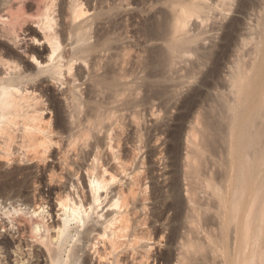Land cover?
Masks as SVG:
<instances>
[{
  "label": "bare ground",
  "instance_id": "obj_1",
  "mask_svg": "<svg viewBox=\"0 0 264 264\" xmlns=\"http://www.w3.org/2000/svg\"><path fill=\"white\" fill-rule=\"evenodd\" d=\"M162 1L0 0V141L4 150L11 151L13 145L17 144L19 150L25 151L20 155L23 157L20 166L30 160L27 155L30 151L36 152L37 148L43 147V154L46 155L49 147L40 144L38 136L41 129L37 122L42 115L37 106L44 96H37L38 89L30 86V75L22 66L19 51L40 68L42 63L36 57L37 53H29V43H40L41 37L48 43L51 52L46 61L50 65L45 72L50 73L61 86H67L61 93L68 109L65 117L67 120L58 124L61 134H68L69 147H76L83 142L88 148L94 131L99 130L103 121L112 119L114 114L109 110L108 115L105 112L101 116L99 103H95L85 92L77 91L79 86L75 83L86 76L97 85L111 88L121 86V81L130 76L131 71L127 67L131 63V53L140 46L137 41L143 40L145 44L161 42L168 47L169 41L172 42L174 38L186 41L192 39L188 30L191 21L201 19L202 22L212 6L208 5L209 0H173L170 5L172 14L166 11L161 12L159 18L157 14L150 16L141 22L137 32L133 31V36L127 37L136 39L135 45H120L125 35H131L123 31V8L135 5L139 9L140 5L144 8ZM240 2L239 12L242 14L249 9L254 11L256 26H251L247 34L241 35L243 24L233 21L227 35L228 48L239 45V42L243 47L253 43L256 56L251 69L245 66L243 69L241 64L244 57L239 54L236 56L232 84L235 87V107L238 113L253 118L255 114L261 116L264 112V11H258L254 0ZM91 11L93 15L89 17ZM34 25L38 30L33 29ZM29 28L32 30L26 36L29 41L22 40L21 37L29 32ZM67 47H70L68 51ZM145 52L148 56L144 61H138L136 67L145 76H136V80H141V83H136L139 88H146L149 101L164 92V87L158 85L168 79L156 73L151 66L162 69L167 63V56L165 50L146 48ZM156 56L161 59L157 61ZM258 59L261 60L258 62ZM77 63H80L79 67ZM218 73V69L213 72L214 75ZM113 95L118 98L121 94L116 91ZM258 95H261V103L255 106L253 103ZM192 99L191 102L194 101ZM112 132L113 129L111 135ZM243 132L240 143L242 148L253 138L248 132ZM46 140L52 142L48 137ZM99 143L96 142V148ZM188 145L196 147L191 140H188ZM213 152V164L216 165L213 166L218 169L204 180L205 188L211 195L210 202L203 204L198 199L197 189L190 183L189 188L186 187L187 203L181 195L179 179L175 177L170 184L173 201L166 206L164 214L174 211L172 225L178 223V226H173L169 238V244L172 245L180 239L175 264H264V150ZM202 156L200 151H187L184 165L186 177L201 174ZM177 160L175 157V164H178ZM99 162L100 158L95 155L91 166L86 169L90 191L96 202L101 200L100 191L108 186L104 177L95 175ZM20 166L0 169V201L3 200L0 206V264H91L90 256L82 259L81 252L85 249L89 250L87 253L94 251V255L101 258L97 247L105 245L106 241H110L113 247L115 240L120 238H128L121 245H128L136 252L131 240L136 236L129 226L115 227L108 233L115 219L107 223L103 232L86 229L83 234L84 250L76 245L68 250L74 238V227L86 225L90 213L82 201L73 202L70 195L58 194L63 215L59 216L56 225H50L49 215H46L44 209L39 211L42 206L38 210H31V189L40 184L41 180L32 169ZM115 179V176H111V180ZM8 201H13L10 206L5 205ZM111 207L121 209V198H117ZM181 229L184 233L179 235ZM2 231L11 237L2 234ZM12 257L13 262L10 261ZM114 257L112 264H121L120 256ZM162 257L167 264H171L175 258L172 250L162 254Z\"/></svg>",
  "mask_w": 264,
  "mask_h": 264
},
{
  "label": "rangeland",
  "instance_id": "obj_2",
  "mask_svg": "<svg viewBox=\"0 0 264 264\" xmlns=\"http://www.w3.org/2000/svg\"><path fill=\"white\" fill-rule=\"evenodd\" d=\"M172 1L163 0L161 3L149 4L144 8L140 5L139 9L135 5L123 8V31L131 35H125L126 38L120 45H135L136 39L127 37L133 36L140 28L141 22L150 16L157 14L159 18L161 12L171 13ZM240 1L209 0L208 5H212L211 10L204 15L202 22L201 19L191 21L188 30L192 39L187 41L174 38L172 42L169 41L168 47L161 42L145 44L143 40L137 41L140 46L131 53V63L127 67L131 71L130 76L121 81L119 87L97 85L94 80H88L86 76L76 82L75 85L79 86L77 91L85 92L95 103H99L101 116L105 112L108 115L109 110L114 114L109 121H103L99 128L100 132L94 131V137L90 138L88 148L83 142L76 147H69L68 134H61L58 124L67 120L68 110L61 93L67 89V86H61L50 73L45 72L50 65L46 61L51 52L48 43L42 37L40 43L35 45L29 43V53H37L36 57L42 63L40 68L36 67V63L31 58L25 57L22 51H19L22 66L30 75V86L38 89L37 96H44L37 106L42 115L37 122L41 129L38 136L39 143L49 147V151L46 155L43 154V147L37 148L36 152L30 151L27 154L30 160L24 161L20 166V159L23 158L21 156L25 151L19 150L17 144L13 145L11 151L4 150L0 141V169L9 166L32 169L41 181L31 189V207H33L31 210H38L42 206L39 211L42 212L44 209L46 215H49L50 225H56L60 220L59 216L63 215L58 194L70 195L73 202L82 201L90 213V218L86 225L74 227L72 232L74 238L68 250L75 245L85 247L83 234L86 229L93 228L103 232L107 223L115 219L108 233L115 227L129 226L136 236L131 238L136 252L134 253L128 245H121L127 242L128 238H120L115 240L113 247L110 241L97 247L101 258L94 255V251L87 253L89 250L85 249L84 253H80L82 259L90 256L91 264H108V261L112 264L114 256L119 255L121 264H167L162 254L172 250L175 258L171 264H175L180 239L178 238L172 245L169 244V238L173 226H178V223L172 225L174 211L164 214L166 206L173 201L170 184L174 178L179 179L181 195L185 202L188 203L186 187L189 188V184L192 183L197 189L198 199L203 204H207L211 195L205 188L204 180L207 176L215 174L218 169L213 164L214 150H264V120H262L264 112L262 111L261 116L255 114L253 118H248L239 114L235 107L236 96L232 76L235 72L236 56L239 54L244 57L241 64L243 69H251L256 56L253 43L243 47L239 42V45L228 48L227 35L233 21L243 24L241 35L247 34L251 26H256L253 10L249 9L245 14L239 12ZM254 2L258 11H264V0H254ZM141 9L146 12L142 13ZM92 15L93 11L88 14L89 17ZM34 28L37 29L35 25ZM31 31L29 28V32L21 39L29 41L26 36ZM146 48L155 51L165 50L167 56V63L162 69L151 66L156 73L163 74L168 79L158 85L164 87V92L149 101L146 88H139L137 83H141V80H136V76L138 78L145 76L136 67L138 61H144L148 56L145 52ZM69 49L70 47H67L66 51ZM156 59L159 61L161 58L156 56ZM199 59L202 61L200 62ZM259 60L261 59L257 61ZM76 66L79 67L80 63ZM217 69L219 73L214 75L213 72ZM116 91L121 94L118 98L113 95ZM191 99L195 103L191 102ZM261 99V95H258L253 105H260ZM111 129H113L112 135ZM243 131L248 132L253 138L242 148L240 143ZM47 137L52 140L51 143L46 140ZM188 140H191L196 147H190ZM98 141L100 143L96 148L95 144ZM109 146H112L113 150ZM188 150L200 151L203 155L199 176L186 177L184 165ZM95 155L100 158L95 175L104 177L108 183L107 188L100 191V202L94 200L86 174V169L91 166ZM175 157L179 160H177L178 164H175ZM241 159L243 160V157ZM105 170L108 173L105 174ZM111 176H115L116 179L111 180ZM119 197L122 208L111 207ZM12 202H5V205L10 206ZM90 208L92 210H89ZM1 233L6 234L5 231ZM183 233L184 230L181 229L179 235ZM6 236L11 237L8 234ZM10 261L13 262L14 258H10Z\"/></svg>",
  "mask_w": 264,
  "mask_h": 264
}]
</instances>
